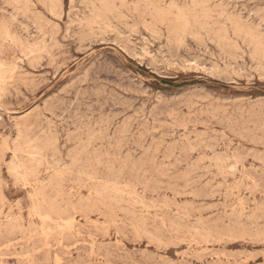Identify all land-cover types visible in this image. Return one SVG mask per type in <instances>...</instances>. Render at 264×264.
<instances>
[{
  "label": "rangeland",
  "instance_id": "1",
  "mask_svg": "<svg viewBox=\"0 0 264 264\" xmlns=\"http://www.w3.org/2000/svg\"><path fill=\"white\" fill-rule=\"evenodd\" d=\"M257 38L264 0H0V264H264Z\"/></svg>",
  "mask_w": 264,
  "mask_h": 264
},
{
  "label": "bare ground",
  "instance_id": "2",
  "mask_svg": "<svg viewBox=\"0 0 264 264\" xmlns=\"http://www.w3.org/2000/svg\"><path fill=\"white\" fill-rule=\"evenodd\" d=\"M70 1H72V0H70ZM100 1V0H99ZM139 2V1H138ZM169 2V1H168ZM52 3V2H51ZM129 3V2H128ZM141 3V2H140ZM190 3V2H189ZM203 3H205L204 1H203ZM194 4V3H193ZM53 5V4H52ZM123 5V4H122ZM144 5V4H143ZM218 5V4H217ZM102 7V11H101V9L99 10V13H97L96 14V19L98 18H100V19H102V18H104L105 19V17L107 16L106 14L108 13V12H110V11H112L113 10V2H111V1H105V2H103V5H101ZM215 6H216V4H215ZM50 7H51V5H50ZM115 8V7H114ZM148 9V8H147ZM169 9H172V8H170L169 7ZM209 9V8H208ZM54 10V9H53ZM69 10V9H68ZM116 10V9H115ZM153 10V9H152ZM156 10H157V8H156ZM158 10H160V9H158ZM162 10V9H161ZM193 10V9H192ZM219 10V9H218ZM96 11H98V9L96 10ZM101 11V12H100ZM171 11V10H170ZM176 11V10H175ZM194 11V10H193ZM192 11V12H193ZM203 11V10H202ZM201 11V12H202ZM209 11V10H208ZM116 12V11H115ZM133 12H134V10H133ZM136 12V11H135ZM51 13V12H50ZM163 13H165V12H163ZM258 13V12H257ZM162 14V13H161ZM166 14H168V13H166ZM200 14V13H199ZM117 15V14H116ZM182 15V14H181ZM40 16V15H39ZM38 16V17H39ZM67 16V15H66ZM124 16V15H123ZM116 17V16H115ZM119 17V16H118ZM168 17V16H167ZM175 17V16H174ZM49 19V18H48ZM112 19H114V18H112ZM116 19V18H115ZM114 19V20H115ZM160 19V18H159ZM176 19V18H175ZM181 19H183V18H181ZM196 19V18H195ZM36 20H37V18H36ZM51 20V19H50ZM124 20V19H123ZM198 20H200V19H198ZM41 21V20H40ZM42 21H43V19H42ZM162 21V20H161ZM229 21V20H228ZM50 22V21H49ZM95 22V21H94ZM170 22H172V21H170ZM163 23V22H162ZM161 23V24H162ZM176 23V22H175ZM193 23V22H192ZM228 23H230V22H228ZM235 23V22H234ZM233 23V24H234ZM245 23L246 22H244V25H245ZM48 24L49 23H47V26H48ZM89 24V23H88ZM87 24V25H88ZM91 24V23H90ZM98 24V23H97ZM123 24V23H122ZM170 24V23H169ZM168 24V25H169ZM182 24V23H181ZM203 24V23H202ZM206 24H208V23H206ZM213 24V23H212ZM236 24V23H235ZM239 24V23H238ZM106 25V24H105ZM124 25H126V24H124ZM180 25V24H179ZM204 25V24H203ZM54 26V25H53ZM147 26V25H146ZM175 26V25H174ZM223 26V25H222ZM246 26V25H245ZM88 27V26H87ZM91 27V26H90ZM120 27V26H119ZM155 27V26H154ZM173 27V26H172ZM236 27H238V26H236ZM52 28H54V27H52ZM112 28V27H111ZM243 28V27H242ZM246 28V27H245ZM55 29V28H54ZM99 29V28H98ZM105 29V28H104ZM153 29V28H152ZM155 29V28H154ZM175 28H173L172 30H174ZM41 30V29H40ZM122 30V29H121ZM209 30V29H208ZM212 30V29H211ZM97 31V30H96ZM95 31V32H96ZM100 31H102V29L100 30ZM154 31V30H153ZM216 31V30H215ZM222 31V30H221ZM94 32V31H93ZM157 32V31H156ZM177 32V31H176ZM90 33H91V31H90ZM155 33V32H154ZM236 33H238V32H236ZM7 34H8V32H7ZM86 34V33H85ZM96 34V33H95ZM159 34V33H158ZM183 34V33H182ZM185 34V33H184ZM212 34V33H211ZM215 34V33H214ZM248 34V33H247ZM191 35H195V34H191ZM259 35V34H258ZM15 36V35H14ZM42 36V35H41ZM177 36V35H176ZM206 36H207V34H206ZM214 36V35H213ZM7 37H8V35H7ZM121 37V36H120ZM181 37V36H180ZM180 37H178V38H180ZM215 37V36H214ZM247 37V36H246ZM182 38V37H181ZM256 38V37H255ZM15 39V38H14ZM18 39V38H17ZM126 39V38H125ZM175 39V38H174ZM183 39H184V37H183ZM6 40V39H5ZM15 41V40H14ZM184 41V40H183ZM182 41V42H183ZM255 41H256V46L254 47V48H256V51L258 52V51H263V49H262V44H261V41H260V39H255ZM128 42V41H127ZM201 42H203V41H201ZM218 42H220L219 40H218ZM55 43V42H54ZM232 43V42H231ZM230 43V44H231ZM47 44V43H46ZM220 44H223L222 42L220 43ZM229 44V45H230ZM29 45V44H28ZM219 45V44H218ZM238 44H236V46H237ZM37 46V45H36ZM124 46V45H123ZM231 46H234L233 45V43L231 44ZM34 48H35V46H33ZM53 47V46H52ZM52 47H50V48H52ZM221 47H222V45H221ZM238 47V46H237ZM39 48V47H38ZM229 48V47H228ZM234 48V47H233ZM134 49V48H133ZM41 50V49H40ZM235 50V49H234ZM133 51V50H132ZM221 51H223V50H221ZM25 52V51H24ZM44 52V51H43ZM224 52V51H223ZM46 53V52H45ZM44 53V54H45ZM142 53V52H141ZM231 53V52H230ZM262 53H264V51L262 52ZM25 54V53H24ZM144 54H145V52H144ZM38 55V54H37ZM40 55V54H39ZM50 55V54H49ZM228 56H229V54H227ZM233 55V54H232ZM235 55V54H234ZM255 54H253V56H254ZM264 56V55H263ZM263 58V57H262ZM260 62V61H259ZM259 64H261V63H259ZM1 65V64H0ZM10 66V65H9ZM17 67V66H16ZM20 68V67H19ZM16 70V69H15ZM4 74V73H3ZM12 74V73H11ZM91 76V75H90ZM92 79H93V77H92ZM81 81V80H80ZM85 81H87V80H85ZM91 81V80H90ZM79 82V81H78ZM89 83V82H88ZM75 85V84H74ZM3 86V85H2ZM69 89V88H68ZM70 93V92H69ZM71 94V93H70ZM68 95V94H67ZM71 96V95H70ZM58 98V97H57ZM80 98V97H79ZM83 98V97H82ZM93 98V97H92ZM96 98V97H95ZM117 99H118V97H117ZM74 100V99H73ZM79 100V99H78ZM86 101H87V99H86ZM55 102V101H54ZM76 102V101H75ZM85 102V101H84ZM61 103H63V102H61ZM69 103V102H68ZM58 104H60V103H58ZM46 105V104H45ZM62 105V104H61ZM87 105H88V103H87ZM95 106V105H94ZM105 106V105H104ZM48 107V106H47ZM56 107V106H55ZM80 107V106H79ZM89 107V106H88ZM93 107V106H92ZM34 108V107H33ZM107 108V107H106ZM35 109V108H34ZM92 109V108H91ZM116 109V108H115ZM36 110V109H35ZM53 110V109H52ZM89 110V109H88ZM95 110V109H94ZM112 110V109H111ZM88 112V111H87ZM76 113H78V112H76ZM81 113V112H80ZM89 113H90V111H89ZM54 114V113H53ZM55 114L57 115L58 113H56V111H55ZM79 114V113H78ZM45 115V114H44ZM58 115H60V114H58ZM75 115V114H74ZM80 115V114H79ZM85 115V114H84ZM25 116V115H24ZM68 116V115H67ZM78 116V115H77ZM62 117V116H61ZM102 117V116H101ZM86 118V117H85ZM107 118V117H106ZM20 119H21V117H20ZM82 119V118H81ZM84 119V118H83ZM102 119H103V117H102ZM22 120V119H21ZM85 120V119H84ZM92 120V119H91ZM17 121V120H16ZM75 121V120H74ZM79 121V120H78ZM77 121V122H78ZM81 121V120H80ZM83 121V120H82ZM81 121V122H82ZM102 122V121H101ZM72 124H73V122H72ZM75 124V123H74ZM77 124V123H76ZM84 124V123H83ZM82 124V125H83ZM101 124V123H100ZM68 125V124H67ZM81 125V126H82ZM86 125V124H85ZM260 125V124H259ZM23 126V125H22ZM84 127V126H83ZM18 128V127H17ZM62 128V127H61ZM78 128V127H77ZM82 128V127H81ZM73 129V128H72ZM151 129V128H150ZM24 130V129H23ZM29 130V129H28ZM53 130V129H52ZM112 130V129H111ZM25 131V130H24ZM30 131V130H29ZM69 131H71V129L69 130ZM52 132V131H51ZM90 133V132H89ZM156 133V132H155ZM123 134V133H122ZM67 135V134H66ZM2 137V136H1ZM28 137V136H27ZM98 137V136H97ZM97 137H96V139H97ZM28 140V139H27ZM75 140H76V138H75ZM195 140V139H194ZM4 142V141H3ZM194 142V141H193ZM1 143V142H0ZM29 144H30V142H29ZM83 144V143H82ZM193 144V143H192ZM11 145V144H10ZM27 145H28V142H27ZM26 146V145H25ZM45 146V145H44ZM63 146V145H62ZM71 146V145H70ZM5 147V146H4ZM11 147L13 148V146L11 145ZM10 147V148H11ZM189 147H191V146H189ZM83 148V147H82ZM193 148V147H192ZM86 149V148H85ZM130 149V148H129ZM11 150H13V149H11ZM81 150V149H80ZM131 150V149H130ZM130 150L128 151V152H130ZM78 151V150H77ZM192 151V150H191ZM29 152V151H28ZM78 152H80V151H78ZM78 152H77V155H78ZM81 153V152H80ZM20 154V153H19ZM30 154H32V153H30ZM35 154V153H34ZM50 155V154H49ZM15 156V155H14ZM28 156V155H27ZM30 156V155H29ZM36 156V155H35ZM51 156H52V154H51ZM219 156H221V155H219ZM15 158H16V156H15ZM33 158V157H32ZM50 158V157H49ZM218 158V157H217ZM12 159V158H11ZM30 160V159H29ZM40 161V160H39ZM82 161V160H81ZM5 162V161H4ZM59 162V161H58ZM6 163V162H5ZM4 163V164H5ZM71 163V162H70ZM12 164H14L13 162H12ZM237 164V163H236ZM75 165V164H74ZM50 166V165H49ZM69 166V165H68ZM123 166V165H122ZM234 166V165H233ZM233 166H231V167H233ZM38 167V166H37ZM66 167V166H65ZM230 167V168H231ZM234 167H236V166H234ZM240 167V166H239ZM42 168V167H41ZM82 168V167H81ZM23 169V168H22ZM63 169V168H62ZM61 169V170H62ZM84 169V168H83ZM227 169H229V168H227ZM238 169V168H237ZM60 170V171H61ZM34 171V170H33ZM78 171V170H77ZM228 171V170H227ZM231 171V170H230ZM229 171V172H230ZM83 172V171H82ZM121 172V171H120ZM132 172V171H131ZM46 173H48L47 171H46ZM66 173V172H65ZM64 173V174H65ZM78 173V172H77ZM85 173V172H84ZM95 173V172H94ZM139 173V172H138ZM24 174V173H23ZM131 174V173H130ZM33 175V174H32ZM57 175V174H56ZM77 175H80L79 173L77 174ZM84 174H82V176H83ZM240 175V174H239ZM19 176V175H18ZM28 176H31V175H28ZM27 176V177H28ZM60 176V175H59ZM26 177V176H25ZM88 177H89V174H88ZM92 177V176H91ZM116 177V176H115ZM238 177V176H237ZM247 177V176H246ZM23 178V177H22ZM31 178V177H30ZM239 178V177H238ZM29 179V178H28ZM230 179V178H229ZM228 179V180H229ZM16 180V179H15ZM26 180V179H25ZM145 180V179H144ZM235 180V179H234ZM247 180H249V179H247ZM23 181V180H22ZM231 181V180H230ZM228 182V181H227ZM36 183V182H35ZM41 183V182H40ZM29 184L30 183H28V186H29ZM45 184V183H44ZM17 185V184H16ZM19 185V184H18ZM34 185V184H33ZM46 185H48V184H46ZM92 185V184H91ZM22 187H27V186H22ZM36 187V186H35ZM145 187V186H144ZM39 188V187H38ZM45 189H46V187H45ZM44 189V190H45ZM86 189V188H85ZM95 189V188H94ZM145 189V188H144ZM248 189V188H247ZM33 190V189H32ZM79 190V189H78ZM140 190H142V189H140ZM186 190V189H185ZM76 191V190H75ZM69 192H70V189H69ZM31 193V192H30ZM71 193V192H70ZM86 193V192H85ZM89 193V192H88ZM169 193V192H168ZM237 193V192H236ZM35 194V193H34ZM74 194V193H73ZM90 194V193H89ZM99 194V193H98ZM97 194V195H98ZM29 195V194H28ZM88 195V194H87ZM41 196H42V194H41ZM65 196V195H64ZM89 196V195H88ZM126 196H127V194H126ZM117 197V196H116ZM129 197V196H128ZM32 198V197H31ZM55 198V197H54ZM35 199V198H34ZM49 199H51L50 197H49ZM80 199V198H79ZM86 199V198H85ZM84 199V200H85ZM41 200V199H40ZM48 200V199H47ZM62 200V199H61ZM135 200V199H134ZM38 201V200H37ZM44 201V200H43ZM77 201V200H76ZM79 201V200H78ZM104 201V200H103ZM132 201H133V199H132ZM75 202V201H74ZM150 202V201H149ZM34 203V202H33ZM35 204V203H34ZM36 204H37V202H36ZM44 204V203H43ZM240 204V203H239ZM149 205V204H148ZM12 206V205H11ZM33 206V205H32ZM39 206V205H38ZM44 206H45V204H44ZM46 207V206H45ZM72 207H73V204H72ZM10 208V207H9ZM34 208V207H33ZM39 208V207H38ZM72 209H74V208H72ZM202 210V209H201ZM9 211V210H8ZM121 211V210H120ZM37 212V211H36ZM51 212V211H50ZM91 212V211H90ZM8 213H10V212H8ZM33 214L32 215H34V212H32ZM75 213V212H74ZM128 213V212H127ZM40 214V213H39ZM52 214V213H51ZM132 214V213H131ZM37 215V214H36ZM231 215V214H230ZM246 215V214H245ZM74 216V215H73ZM30 217H31V215H30ZM45 217V216H44ZM43 217V218H44ZM33 218V217H32ZM34 218H35V216H34ZM38 218H40V217H38ZM75 218V217H74ZM112 218V217H111ZM47 219V218H46ZM81 219V218H80ZM41 220H43L42 218H40V222H41ZM51 220V219H50ZM70 220V219H69ZM68 220V221H69ZM103 220V219H102ZM9 221V220H8ZM48 221V220H47ZM120 221V220H119ZM23 222V221H22ZM37 222V221H36ZM50 222V221H49ZM57 222V221H56ZM71 222H72V220H71ZM70 221H69V223H71ZM219 222V221H218ZM34 223V222H33ZM39 223V222H38ZM52 223V222H51ZM63 223H65V221L63 222ZM67 223V222H66ZM32 224V223H31ZM45 224V223H44ZM54 224V223H53ZM228 224V223H227ZM35 225V224H34ZM103 225V224H102ZM158 225V224H157ZM186 225L188 226V224L186 223ZM200 225V224H199ZM32 226H33V224H32ZM58 226H59V224H58ZM105 226V225H104ZM109 226V225H108ZM137 226V225H136ZM191 226V225H190ZM31 227V226H30ZM34 227V226H33ZM35 227H37V225H35ZM34 227V228H35ZM45 227V226H44ZM59 228V229H58ZM57 229L58 230H60L61 229V227H58ZM145 228V227H144ZM164 228V227H163ZM191 228V227H190ZM32 229V228H31ZM42 229H43V227H42ZM56 229V228H55ZM56 229V230H57ZM41 230V229H40ZM48 230H49V228H48ZM53 230H54V228H53ZM52 230V231H53ZM219 230V229H218ZM235 230V229H234ZM262 230H263V228H262ZM14 231V230H13ZM42 231V230H41ZM50 231V230H49ZM61 231V230H60ZM63 231V230H62ZM140 231V230H139ZM255 231V230H254ZM43 232V231H42ZM41 232V233H42ZM51 232V231H50ZM145 232V231H144ZM21 233V232H20ZM62 233V232H61ZM78 233V232H77ZM217 234H218V232H216ZM35 234V233H34ZM146 234V233H145ZM33 235V234H32ZM62 235V234H61ZM78 235V234H77ZM220 235V234H219ZM237 235V234H236ZM239 235V234H238ZM20 236V235H19ZM29 236V235H28ZM79 236V235H78ZM146 236V235H145ZM235 236V235H234ZM240 236V235H239ZM253 236V235H252ZM238 238V237H237ZM246 240V239H245ZM96 242V241H95ZM11 245V244H10ZM92 247V246H91ZM264 255V254H263ZM250 256V255H249ZM253 256V255H252ZM24 258H25V256H24ZM23 258V259H24ZM222 258V257H221ZM58 261V260H57ZM58 264V263H57Z\"/></svg>",
  "mask_w": 264,
  "mask_h": 264
}]
</instances>
